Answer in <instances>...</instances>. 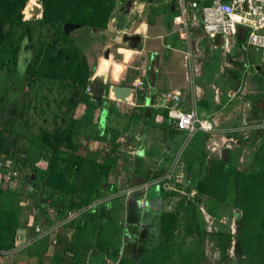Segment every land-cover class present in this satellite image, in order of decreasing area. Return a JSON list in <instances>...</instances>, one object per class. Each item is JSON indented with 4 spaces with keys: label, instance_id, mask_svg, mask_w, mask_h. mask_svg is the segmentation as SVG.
<instances>
[{
    "label": "rangeland",
    "instance_id": "obj_1",
    "mask_svg": "<svg viewBox=\"0 0 264 264\" xmlns=\"http://www.w3.org/2000/svg\"><path fill=\"white\" fill-rule=\"evenodd\" d=\"M30 1L23 9L22 25L14 26L8 38L0 43V63L7 62L0 69V207L13 210L18 219L15 244L11 249L0 251V264H69L76 221L87 209L91 215L86 217L84 230V244L88 250L86 264H117L125 256L137 261L147 260L148 264H264V129L239 134L235 142L220 153L205 152L203 143L208 134L197 131L187 153H184L189 172L187 179L181 183L150 184L157 174L162 173L167 164L165 161L176 150L182 133L170 129L164 116L151 108L131 104L117 107L108 96L102 102L109 99V111L100 121L102 113L93 105L96 101L91 94L85 96L82 85L74 89L68 80L41 81L26 72L25 81L29 80V84H25L22 74L32 66L41 41L50 34L48 26L39 21L41 13L32 12L33 5L42 7L40 0ZM145 1L135 0L133 10L136 15L140 14L129 29H118L109 20L107 29L96 32L78 29L71 33L86 55L93 72L90 77L102 75L110 85L115 84L110 79L111 72L117 78L122 71L130 80L140 74L132 68L122 69L119 57L128 58L137 53L134 51L146 46V40L131 49L118 32L121 35L140 33L148 23L149 27L166 32L165 41L157 49L159 67L164 69L167 79L157 80L155 88L158 93L179 84L188 85L184 77L183 83L176 80L184 53H176L177 66L162 65L161 62L174 53L172 48L182 49L173 25V13L167 8L170 2ZM115 2L111 17L118 13L119 0ZM175 9L176 15L177 5ZM34 15L37 16L33 18ZM167 22L169 27H166ZM193 29L201 27L193 26ZM22 37H27L28 42ZM106 48H110L107 59L112 63L101 61L105 58ZM250 48L253 47L246 51ZM140 92L137 90L138 95ZM88 97L90 102L86 100ZM110 97H114L112 92ZM142 99L135 101L136 104ZM100 122L114 141L122 137L116 155L118 170H115V177L123 179L126 184L131 181L128 174L135 173L147 179L117 192L104 189L89 205L83 206L79 203L82 190L69 195L44 186L51 150L42 134L76 123L78 130L73 137L81 153L100 161L101 154L89 146L91 139L103 141L95 136ZM21 154L22 159L18 158ZM211 160H218L214 172L211 171ZM34 168L39 170L38 181L35 189L29 192L28 175ZM11 171H16V176L5 181ZM218 177L224 179L220 198L201 192L210 187L211 178ZM145 182L147 186L137 188ZM127 189L133 190L130 195L126 194ZM70 197L76 202L74 206L69 205ZM105 204L110 207L111 215L99 227L97 213ZM151 208L154 212L146 217ZM69 210L77 214L66 221L65 213ZM170 210L177 212L178 221L173 240L165 244L159 234L158 216L160 212ZM45 223L46 226H58L40 239L35 228Z\"/></svg>",
    "mask_w": 264,
    "mask_h": 264
},
{
    "label": "trees",
    "instance_id": "obj_2",
    "mask_svg": "<svg viewBox=\"0 0 264 264\" xmlns=\"http://www.w3.org/2000/svg\"><path fill=\"white\" fill-rule=\"evenodd\" d=\"M115 1L116 0H40L42 10L39 21L48 26L50 34L47 39L41 41L32 66L28 68V71L22 74L23 82L27 75L26 72L28 74L30 73L33 76L32 78L41 81L45 79L68 80L71 82L74 89H78L82 85L85 89L84 95L88 96L86 92L87 80L93 72L88 66L85 53L78 47L74 38L71 36L73 31L66 33L62 26L64 23H73L83 26L84 28H105L114 11L116 5ZM27 2L28 0H0V43L2 40L8 38L7 36L14 26L22 25L24 21L23 9ZM30 3H32V0ZM173 16L174 13L172 14V18ZM5 25H7L6 29L4 28ZM85 30L93 32L95 29ZM22 38H25L24 42H28L27 37ZM6 63V61H2L0 63V69H2ZM25 82V84H29V80ZM86 100L90 102L89 97ZM107 100L109 101L108 98H105V101L100 105H98L97 102H93V105L98 106L101 110L102 115L100 121L102 116L109 111ZM142 103V101L139 102L137 106H141ZM151 109L161 113L168 121L166 108L152 107ZM105 129L106 128L100 122L95 134L96 137H101L103 140L108 141L107 143L111 144V148L107 151L102 149L96 150L102 156L100 161H96L92 157H84L81 153L80 146L74 141L73 137L78 130L76 123H70L68 127L62 130L42 134L43 141L51 150L44 176V186L51 191L69 195H72L76 190H82L83 197L79 203L86 206L96 199L104 189L117 192L123 187L144 182L147 177H139L135 173L128 174L131 179L129 184H126L123 179L118 180L115 177V170H118L116 165L118 158L116 156L118 154L116 152V147H119V143H116L111 135L105 132ZM190 142L184 153H187ZM184 153L183 161H185V164L187 163V159L184 160ZM18 158L22 159L21 156ZM217 161L218 160H211V166H213L211 169L212 172L216 169ZM0 163L2 165V161H0ZM185 169L189 175L186 164ZM33 170H37L35 181L29 180V176ZM32 171L28 175V183L29 187L32 184L36 187L39 170L34 168ZM211 181H209L210 187L206 191L202 189L201 192H207L215 198H220L224 190V179L220 177L211 178ZM69 201V205L71 206L76 204L72 197H70ZM39 206L41 207V204H39ZM150 212H154V210L147 212L145 216L147 217ZM90 215L91 211L87 209L80 213L76 221V235L71 246L72 256L69 257V264H86L88 250L84 244V230L86 226V217ZM110 215L111 210L108 204L103 205L97 213L98 226L102 227L108 221ZM158 220L159 234L165 244H167L174 238V231L178 221L177 212L175 210L160 212ZM36 221H38V219ZM40 226L46 228L50 225L46 226L45 223ZM17 234L18 219L15 213L9 208L0 207V251L11 249L15 244ZM45 237L47 236L40 237V239ZM95 264L97 263L95 262ZM117 264H148V262L147 260H133L125 256Z\"/></svg>",
    "mask_w": 264,
    "mask_h": 264
},
{
    "label": "crops",
    "instance_id": "obj_3",
    "mask_svg": "<svg viewBox=\"0 0 264 264\" xmlns=\"http://www.w3.org/2000/svg\"><path fill=\"white\" fill-rule=\"evenodd\" d=\"M167 1L171 3V0ZM207 1L198 0L200 4ZM175 11L174 9V14ZM159 28L163 29L160 26ZM165 33V30L161 33L156 27H149L146 23V28L140 29L141 41L146 40V46L134 51L137 53L129 55L128 58L124 55L122 58L119 57L122 69L132 68L140 74L132 80L122 71L117 78L113 77L112 72L109 75L111 81L118 85H132L138 77L144 79L140 94L138 95L136 91L131 97L135 105L139 103L136 104L135 101L143 98L141 106L152 108L148 104L153 101L159 91L155 88L157 80L159 82L161 79H167L163 74L164 69L159 67L161 64L157 49L158 45L165 41ZM192 34L193 39L189 48L179 38L182 49L172 48L174 53L161 62L162 65L170 63L177 66L176 53H184L183 62L180 64V74L176 80L183 83L185 79L188 85L179 84L171 88L182 91V105L185 108L193 107L201 117L212 120L215 132L212 135H206L203 148L205 152L220 153L224 148L230 147L239 134H248L258 128L264 129V82L262 81L264 51L255 47L248 51L243 48L246 36L244 29H237L235 34L231 33L225 37L218 35L215 38L206 36L202 29H192ZM161 37L163 40L160 39ZM147 52L150 54L147 55ZM141 58H144L143 62ZM101 61L110 62L107 58H102ZM150 74L152 77L149 78ZM159 115L162 114L159 113ZM228 138L233 140H227ZM224 141H227L228 146L223 144ZM212 144L218 147L214 149ZM150 211L153 209L151 208Z\"/></svg>",
    "mask_w": 264,
    "mask_h": 264
},
{
    "label": "built area",
    "instance_id": "obj_4",
    "mask_svg": "<svg viewBox=\"0 0 264 264\" xmlns=\"http://www.w3.org/2000/svg\"><path fill=\"white\" fill-rule=\"evenodd\" d=\"M176 5L178 12L173 16V24L178 37L188 48L193 39V26L199 24L203 33L210 38H215L218 35L225 37L231 33L235 34L237 29H244L246 36L243 48L255 47L264 51V0H208L203 4H200L198 0H176ZM197 15L199 16L197 17ZM143 85L144 79L141 77L136 78L130 85L132 95L143 88ZM108 97L117 107H122L124 104L135 105L131 97L125 101L110 97V95ZM148 106L166 108L168 121L172 129L183 135L176 150L170 155L167 164L163 167L162 173L157 174L150 181V184L169 183V181L174 183L184 182L187 179V171L183 161V153L187 145L197 131H203L208 135L214 134V124L209 118L199 117L195 108H185L182 105V91L178 88H168L156 93L153 101ZM227 140L233 139L228 138ZM107 142L106 140L100 141L94 138L89 141V146L93 150L102 149L107 151L111 148V144ZM115 142H122V137H118ZM223 144L228 146L227 141H224ZM217 147V145L212 144V148ZM119 150L120 148L116 147L117 153H119ZM16 174V171H11L5 176V181L10 180ZM145 186H147V182L142 183L137 188L140 189ZM132 191L127 189L126 194L130 195ZM65 214L66 221H69L77 213L69 210ZM57 226L53 224L46 228L36 226L35 231L40 238L48 236L57 229ZM53 242H55V239H53Z\"/></svg>",
    "mask_w": 264,
    "mask_h": 264
},
{
    "label": "water",
    "instance_id": "obj_5",
    "mask_svg": "<svg viewBox=\"0 0 264 264\" xmlns=\"http://www.w3.org/2000/svg\"><path fill=\"white\" fill-rule=\"evenodd\" d=\"M176 5V0H171L170 3V12L174 13ZM41 7L39 5H33L32 6V12L34 14L41 13ZM34 15L33 18H35ZM80 25L73 24V23H65L63 28L66 33H69L70 31L79 28ZM120 34V33H119ZM124 38L128 40V46L131 49L137 48L141 41V34L135 33V34H125ZM104 57L109 58L110 55V48H106L104 51ZM104 77L102 75H93V77H90L87 80L86 85V92L91 94L92 98L97 102L98 105L102 103V100L106 94L110 95V93H113V96L117 99H120L122 101L127 100L132 95V88L130 85H118V84H110L108 85L107 82L104 81ZM37 177V170H33L29 176V180H36ZM35 189L34 184H32L29 187V191H33Z\"/></svg>",
    "mask_w": 264,
    "mask_h": 264
},
{
    "label": "flooded vegetation",
    "instance_id": "obj_6",
    "mask_svg": "<svg viewBox=\"0 0 264 264\" xmlns=\"http://www.w3.org/2000/svg\"><path fill=\"white\" fill-rule=\"evenodd\" d=\"M153 1L154 0H147L145 2L146 3H152ZM134 4H135V0H119L118 13H117L116 16L110 18V20L114 22L115 26L118 27V29H129L136 22L137 17L139 16L140 13L136 15V13L133 10ZM167 8H168V10L170 12V6H168ZM143 10H144V7L141 8L140 11L142 12ZM64 24H63V26H64ZM63 26H62V28H63ZM106 27L105 28H97V27L84 28L83 26H80L79 28H76L74 30H78V29H95L93 32H96V31H100V30H96V29H107ZM166 27H169V23L168 22L166 23ZM74 30H72V31H74ZM119 33H118V36H122V39H124L127 42V44H128V40H126L124 38L125 34H127V33H124V35H121V33L120 34ZM141 40H142V36H141ZM106 96H108V94H106L104 97H106Z\"/></svg>",
    "mask_w": 264,
    "mask_h": 264
}]
</instances>
